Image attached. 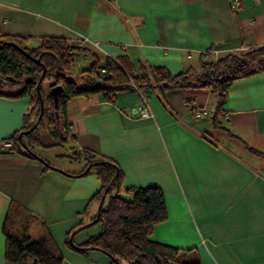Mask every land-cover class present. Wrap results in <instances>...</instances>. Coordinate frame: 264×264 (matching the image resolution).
<instances>
[{"label": "crops", "instance_id": "obj_1", "mask_svg": "<svg viewBox=\"0 0 264 264\" xmlns=\"http://www.w3.org/2000/svg\"><path fill=\"white\" fill-rule=\"evenodd\" d=\"M0 36L21 37L29 48L64 38L87 48L80 67L124 56L173 74L201 72L203 63L264 45V0L240 7L230 0H0ZM143 99L154 116L129 117ZM218 101L211 88L194 86L132 88L112 100L72 96L68 140L60 143L45 118L34 156L13 139L26 114L34 119L32 98L0 94V264H10L3 225L14 205L34 216L33 239L51 233L62 264H111L100 249L67 243L71 233L81 245L102 231L94 221L100 200L92 199L101 181L93 170L77 175L86 163L70 157L80 148L118 163L122 196L131 197L130 187L163 190L168 217L152 239L202 264H264V69L232 82L218 116L224 128L214 124ZM201 108L209 114L195 116Z\"/></svg>", "mask_w": 264, "mask_h": 264}, {"label": "trees", "instance_id": "obj_2", "mask_svg": "<svg viewBox=\"0 0 264 264\" xmlns=\"http://www.w3.org/2000/svg\"><path fill=\"white\" fill-rule=\"evenodd\" d=\"M9 42L19 44L31 57ZM86 51L87 48L72 46L61 37H45L39 46L29 48L24 45L21 37L0 36V94L10 97L29 95L33 102L31 112L34 119L29 121L31 113L30 116L26 114L24 125L13 135L14 143L21 140L17 145L23 149L22 152L36 156L32 145L39 143L38 127L45 118L60 143L68 140L65 106L72 96L100 94L105 99L112 100L118 92L132 88L157 86L162 91L190 86L211 88L219 96L214 124L217 128H224L220 125L218 116L223 111L232 82L264 69V45L228 53L216 62L203 63L201 72L188 70L177 74L171 73L165 66H149L142 62L136 66L124 56L116 59L106 57L102 62L95 58L90 66L75 68L74 60ZM34 58L39 59V62ZM44 69L46 72L40 85L44 114L38 125L26 134L23 131L36 123L41 111L37 83ZM46 78H51L48 90L58 84L65 89L60 99L64 135H61L56 124L53 99L43 86ZM17 89L22 91L12 95L11 92ZM70 157L86 163L84 170L77 175H85L93 170L100 179L101 188L92 199L100 200L104 194L109 195V199L106 204L103 203L94 218L101 224L102 231L81 245L74 243L71 233L67 238L68 245L80 251L100 249L110 256L111 264H202L198 256L193 259L185 258L184 252L178 247L152 239L156 225L168 217L165 195L160 187H130L131 197L127 198L120 192L123 173L116 161L88 148L74 150ZM115 187L117 193L111 195ZM34 220L33 215L18 206L10 208L3 225L6 261L10 264H26L29 258H33L36 264H62L63 255L46 228L40 239L33 240L28 234Z\"/></svg>", "mask_w": 264, "mask_h": 264}, {"label": "water", "instance_id": "obj_3", "mask_svg": "<svg viewBox=\"0 0 264 264\" xmlns=\"http://www.w3.org/2000/svg\"><path fill=\"white\" fill-rule=\"evenodd\" d=\"M9 43L12 44L13 46H15L17 49H19L23 53H25L27 56L31 57V55L25 49H23L19 44L15 43V42H9ZM34 60L36 62H39V59H37V58H34ZM45 72H46V70L44 69V71H43V73H42V75H41V77L37 83V91H38V95H39V98L41 101V104H40L41 105V111L39 113V116L37 118L36 123L31 128L23 131L26 134H28L31 130H33L38 125L39 121L41 120V118L44 114V101H43L42 94L40 91V85H41L42 80L44 79ZM0 80H2V79L0 78ZM0 85H2V83H0ZM64 90H65L64 86L61 84L53 85L48 90L49 96L53 99L54 109H55L54 110L55 120H56V124H57V127H58L61 135H64V133H63V129H62V115L60 113V99H61L62 94L64 93ZM21 91H22V89H17L16 91L11 92V94L16 95L17 93H20ZM21 136H22V133H20L19 137L21 138ZM105 197H106V194H104L102 196V198L100 199L98 212L104 203ZM94 221H96V220H94Z\"/></svg>", "mask_w": 264, "mask_h": 264}, {"label": "built area", "instance_id": "obj_4", "mask_svg": "<svg viewBox=\"0 0 264 264\" xmlns=\"http://www.w3.org/2000/svg\"><path fill=\"white\" fill-rule=\"evenodd\" d=\"M230 1L231 3L235 4L237 7H240L243 0H230ZM83 40L88 41L89 39L83 36ZM95 44L97 46H100V43H95ZM74 65H75V68L80 67V60L78 58L74 60ZM208 114H209V111L205 108L195 110V116L197 117L202 116V115H208ZM128 116L129 117L139 116L142 118H151L154 116V114L152 112V109L148 101L146 99H143L142 103L136 108V111L128 113ZM4 145L9 147V146H12V143L9 141H6L4 142Z\"/></svg>", "mask_w": 264, "mask_h": 264}, {"label": "rangeland", "instance_id": "obj_5", "mask_svg": "<svg viewBox=\"0 0 264 264\" xmlns=\"http://www.w3.org/2000/svg\"><path fill=\"white\" fill-rule=\"evenodd\" d=\"M90 62H91V60H90ZM89 63V62H88ZM82 64L80 63V66H81ZM80 68H82V67H78V69H80ZM51 82V78H46L45 79V81H44V86L45 87H47V84H49ZM47 91H48V89H47ZM66 151H68L67 150V148H66ZM62 152H64V151H62ZM61 153V152H60ZM59 157H61V156H59ZM58 159H61V158H58ZM67 162V161H66ZM68 163V162H67ZM112 193H114V191H112ZM32 239H33V237H31ZM34 240V239H33Z\"/></svg>", "mask_w": 264, "mask_h": 264}]
</instances>
